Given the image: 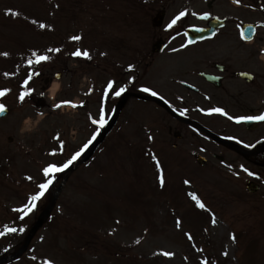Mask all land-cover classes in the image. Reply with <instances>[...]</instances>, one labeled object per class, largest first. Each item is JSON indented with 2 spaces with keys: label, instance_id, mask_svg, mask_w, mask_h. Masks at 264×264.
Listing matches in <instances>:
<instances>
[{
  "label": "rangeland",
  "instance_id": "obj_1",
  "mask_svg": "<svg viewBox=\"0 0 264 264\" xmlns=\"http://www.w3.org/2000/svg\"><path fill=\"white\" fill-rule=\"evenodd\" d=\"M162 4L160 1L154 6L148 0H0V53H9L7 57L0 55V89H11L0 99L9 111L7 117L0 119V165L7 162V166H0V231L6 225L25 228L23 233H5L0 237V258L16 251L27 234L26 228L48 205L46 194L38 203V212L23 221L19 219L20 213L13 209L22 207L38 191V184L34 185L24 174L38 176L36 171L50 163H58L59 159L62 164L67 162L69 154L82 149L100 129L87 119L88 108L80 122L73 110L57 109L55 105L62 101L63 94L58 90L57 94H50L52 84L43 92L45 79H53L54 73H63L68 66L70 71H79L86 90L85 72L75 62L80 58L71 55L77 48L90 51L92 70L96 73L105 64L111 65L108 69L115 73L112 64L119 31L124 29L126 37V27L131 29V23L142 25L151 7ZM8 10L21 15H9ZM33 20L38 23L33 24ZM39 23L51 27L40 29ZM73 35L82 36V41H71ZM55 47L62 51L47 53L48 48ZM33 51L48 54L52 60L30 66L28 60L35 59ZM37 71L40 75L34 76ZM4 73L12 75L6 77ZM29 75H33L29 87L34 91L21 104L18 96L24 91V81ZM59 84L65 90L66 78ZM80 99L77 94L75 100ZM91 110L99 113L98 109ZM72 130L82 134L78 132L76 140H72L75 138ZM57 135L64 145L62 150L58 145L59 151L53 148ZM108 138L105 148L98 150L86 168L71 174L54 207L53 221L38 233L32 247L11 264H43L46 259L54 264H78L82 254L86 256L79 264H203L205 259L209 264H264L263 208L253 199L236 195L239 182L236 178L227 182L221 179L224 174L197 172V164L188 162L187 149L173 148L176 142L168 134L166 120L132 124L125 119ZM48 149L57 154L51 155ZM154 155L163 168V186ZM56 177L59 180L55 189L61 181L58 173ZM185 180L191 182L187 184L192 188L190 193L199 192L200 198L209 201L206 205L212 207L217 221L213 225L210 220L207 238L202 240V235L193 228L194 209L190 210L193 211L190 217L186 218L189 211L184 217V206L190 208L192 204L183 198L180 207L173 202ZM162 190L166 192L163 194ZM130 191V196H124ZM193 205L196 206L195 202ZM137 214L146 218L137 221ZM179 216L183 221L190 220V224L180 221ZM177 219L181 222L179 227ZM186 234L193 237L189 244L183 240ZM232 234L236 236L235 242ZM137 239L140 244L135 243ZM162 251L175 255L166 258L155 254ZM100 254L106 260L97 257Z\"/></svg>",
  "mask_w": 264,
  "mask_h": 264
},
{
  "label": "flooded vegetation",
  "instance_id": "obj_2",
  "mask_svg": "<svg viewBox=\"0 0 264 264\" xmlns=\"http://www.w3.org/2000/svg\"><path fill=\"white\" fill-rule=\"evenodd\" d=\"M148 1L163 4L151 7L142 25L126 27V37L124 29L119 31L115 73L108 64L96 73L91 60L79 59L76 66L85 72V90L79 71L66 70L71 100L81 94L87 106L96 101L106 120L123 101L115 130L125 119L132 124L166 120L176 142L173 148L185 147L190 160L205 163L198 164L200 171L224 174L221 179L227 182L236 178L238 196L253 199L264 212V121L237 123L222 114H207L216 107L233 118L264 113V0ZM182 11L186 15L168 29ZM110 80L116 84L109 92ZM125 85L127 91L116 97L114 91ZM81 99L73 110L79 117L84 111ZM241 165L256 176H248ZM248 182L255 193L246 189Z\"/></svg>",
  "mask_w": 264,
  "mask_h": 264
},
{
  "label": "snow or ice",
  "instance_id": "obj_3",
  "mask_svg": "<svg viewBox=\"0 0 264 264\" xmlns=\"http://www.w3.org/2000/svg\"><path fill=\"white\" fill-rule=\"evenodd\" d=\"M236 3H239L240 0H235ZM58 7V5H57ZM7 14L15 16V17H19L21 15V13H19L18 11H13V10H8ZM186 15V12L182 11L180 12L177 16H175L170 23L167 25L168 29H172L174 25L177 24V22ZM33 24H37L38 22L33 20L32 21ZM38 27L40 29H46L51 27L50 25H47L45 23H39ZM71 41L73 42H80L82 41L83 37L80 35H73L69 38ZM174 51H176V49H173ZM62 51V49L60 47H55V48H48L47 49V53H57L59 54ZM0 55H3L5 57L9 56V53L4 52V53H0ZM71 55L73 57H77V58H82V59H86V60H92L93 57L90 53V51L88 50H81L80 48H77L75 51H73L71 53ZM32 56L35 58L33 59H29L28 60V64L31 66L33 64L35 65H40L42 62H50L52 60V57L48 54H39L35 51L32 52ZM133 69V66H129V70L131 71ZM4 75L6 77L11 76L12 74L10 73H4ZM40 73L39 71L34 73V76H39ZM59 75V74H58ZM33 80V75H29L27 77V79L24 81V91H21L19 96H18V100L21 104H23L26 100L27 97H30L34 91V88L29 87V83L30 81ZM116 84V81L114 80H110L107 85L106 88L107 90L113 91L114 89V85ZM127 91V86H121L118 88V90L114 91V94L116 97H120L123 93H125ZM142 91L144 92H150L151 95L156 96L157 93L149 88H143ZM11 92V89H0V99L4 98L5 96H7L9 93ZM41 95H43V93H41ZM108 98V92L104 93V99L106 100ZM64 105H69L72 107H77V105L71 101H62L61 103H58L55 105V107L58 109ZM8 111L6 105L3 102H0V116H4L5 113ZM212 113H218V114H222L224 116H228L229 119H235V121L237 123L240 122H244V121H264V113L260 114V115H255V116H241V117H236L233 118L231 116L228 115V113L225 111V109L220 108V107H216L213 109H210L207 111V114H212ZM42 114V113H41ZM181 115H184V112H181ZM93 124L98 125L100 128H104L105 125L108 123V121L106 119H104L103 114L101 115V118L99 120H92ZM96 135H99V133H97ZM57 140H60V136L57 135L54 137ZM95 136L92 137L93 140H95ZM150 139H153L152 137H150ZM64 145L63 143L60 144V148L61 150L63 149ZM85 148L88 147V145L84 146ZM246 147H254V145H246ZM56 152H52L51 155H56ZM82 155L81 151H77L67 162L63 163L62 165H58L57 163L53 162L48 164L47 166L43 167L42 169V173L43 176L46 178V181L43 183H39L38 184V191L35 194L30 195V197L27 200V203L24 204L22 207L13 209L14 211L20 213L19 219L20 220H25L27 217H29L30 214L34 213L37 208H38V203L42 200V198L45 197L46 193L49 191L50 187L53 185V181L56 179V174L57 173H62L64 172L66 169L69 168V166L76 161L80 156ZM153 159L156 162V165L158 167V169H160V174H159V181L161 186L164 185L165 183V178L163 175V168L162 165L159 161V159L154 155ZM231 167V166H229ZM241 170L246 173L248 176H256V174L252 171H250L247 167L241 165ZM237 175V177H239V173H235ZM28 180H32L33 178L31 176L27 177ZM186 184H190L191 182L188 180H185ZM190 197L192 198V200L195 201V204L198 206V208L202 209V210H207V206L205 204V202L202 201V199L197 196V194L195 193H189ZM118 223V222H117ZM180 221H177V226H180ZM211 223L213 225H216L217 221L215 218V215L212 216L211 218ZM17 231H19L20 233H23L25 231V228L21 227L19 229L15 228V227H8L7 225L4 227L3 231H0V237H2L5 233H16ZM188 238L191 240L193 239V237L189 234ZM232 240L235 242L236 241V236L235 234H232ZM43 239V238H41ZM136 244H140L141 241L139 239H137L135 241ZM200 252H203V249H197ZM156 255H163L166 258H171L173 257L175 254L172 252H168V251H162V252H158L155 253ZM225 256H227V252L224 253ZM33 260L36 259L35 256L32 257ZM43 264H54L53 261L51 260H44ZM203 264H209L208 260H204Z\"/></svg>",
  "mask_w": 264,
  "mask_h": 264
},
{
  "label": "water",
  "instance_id": "obj_4",
  "mask_svg": "<svg viewBox=\"0 0 264 264\" xmlns=\"http://www.w3.org/2000/svg\"><path fill=\"white\" fill-rule=\"evenodd\" d=\"M5 114H6V113H5ZM116 119H117V115L115 116V118L113 119V121L109 124V126L105 129V131L100 135L99 139L96 141V144L93 146V148H94L96 145H98V143L102 142V140L104 139L105 135L109 132V130L111 129V127H112V125L114 124V122H115ZM93 148H92V149H93ZM91 151H92V150H90L89 153H87V154L85 155L84 160H86V159L89 157ZM46 213H47V212L44 213L43 217L39 220V222L37 223V225L34 227L32 233H31L30 236L28 237V240H27V242H26V244H25V246H24L23 249H25V248L27 247V245L29 244V242H30V240H31V238H32V236H33V234H34V233L36 232V230L42 225V223H43V218H44V216L46 215Z\"/></svg>",
  "mask_w": 264,
  "mask_h": 264
},
{
  "label": "clouds",
  "instance_id": "obj_5",
  "mask_svg": "<svg viewBox=\"0 0 264 264\" xmlns=\"http://www.w3.org/2000/svg\"><path fill=\"white\" fill-rule=\"evenodd\" d=\"M59 88H60V84H59V82H58V81H54V82L52 83V85L50 86L49 93H50V94H51V93H54V92L57 91ZM43 95H44V93H43Z\"/></svg>",
  "mask_w": 264,
  "mask_h": 264
}]
</instances>
